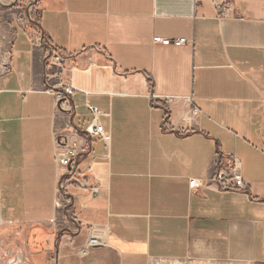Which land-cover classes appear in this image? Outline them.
<instances>
[{"label": "crops", "instance_id": "obj_1", "mask_svg": "<svg viewBox=\"0 0 264 264\" xmlns=\"http://www.w3.org/2000/svg\"><path fill=\"white\" fill-rule=\"evenodd\" d=\"M233 2L223 15L212 0H33L26 28L12 21V70L0 79V242L9 264L264 261V0ZM38 38L71 56V121H55L45 90L55 68ZM153 93L193 94L198 126L178 130L179 104L167 128ZM87 103L102 111L111 142L105 158L104 141L91 138L102 191L83 194L78 212L83 224L108 227L110 246L83 259L87 233L81 239L72 221H57L53 130L69 122L82 130L92 119ZM217 151L238 155L246 191L210 181ZM190 179L201 186L191 190ZM29 234L43 247L26 252Z\"/></svg>", "mask_w": 264, "mask_h": 264}, {"label": "built area", "instance_id": "obj_2", "mask_svg": "<svg viewBox=\"0 0 264 264\" xmlns=\"http://www.w3.org/2000/svg\"><path fill=\"white\" fill-rule=\"evenodd\" d=\"M218 9H222V14L225 15L233 8V0H212ZM3 6L4 4L0 2ZM33 3L30 2L28 9L30 15L25 13L22 15L15 13L18 16L13 17L14 21L17 19L25 29L28 23L34 19L31 7ZM12 8V7H11ZM154 43H162L163 45L183 46L187 43L193 42L187 38H166L156 36L153 39ZM39 44H45V63L50 68H55L54 71L45 75L46 92L52 94L56 103L57 113L55 114V121L63 119L64 121H71V117L75 116L77 107L72 103V96L78 90L72 80L71 72L73 67L69 66L71 56L52 45L44 38H38ZM45 42V43H44ZM11 43V42H10ZM91 64L95 62L92 57L88 59ZM12 70L11 63V46L9 45L0 56V79L9 74ZM68 70L70 76L67 81L52 82L55 77H59ZM151 99L155 101L160 98L165 107L164 125L170 128L171 118L177 112L175 106L181 105L182 108V123L178 130L181 132L193 131L198 126V119L203 114L201 109L196 106L193 94L180 95H164L157 97L154 93L150 95ZM88 111L92 115V119L86 122L82 130H78L74 125L69 124L63 128L56 127L53 130L54 139V155L56 166L58 170V178L56 185L55 207L57 213V221L63 222L65 220L72 221L75 225L73 230L75 235L82 232L87 233V237L82 246L77 250V255L80 258H87L91 256L96 247H109L108 242V227L85 225L82 222L81 213L78 212V205L83 194H87L91 199H96L100 196L102 185L99 179L95 176L93 171V164L95 162V155L93 153V146L91 144L92 137H100L105 143V158H109V146L111 142V134L105 129L100 122L102 111L95 105L86 104ZM176 111V112H175ZM180 111V112H181ZM179 113V111H178ZM264 152V151H263ZM84 164V169L80 170V164ZM210 181L216 183L223 191H246V186L249 184L243 176V166L240 158L235 152L217 151L212 161ZM201 184L197 179L189 180V188L195 189ZM79 190L74 193L73 190ZM62 219V220H60ZM153 264H264L262 262H248L240 263L231 260H205L195 258L173 259V258H159Z\"/></svg>", "mask_w": 264, "mask_h": 264}, {"label": "rangeland", "instance_id": "obj_3", "mask_svg": "<svg viewBox=\"0 0 264 264\" xmlns=\"http://www.w3.org/2000/svg\"><path fill=\"white\" fill-rule=\"evenodd\" d=\"M4 4H9V3H14L16 0H0V2ZM33 2V0H17L16 4L10 8L9 6H3L0 4V56L2 55V52L4 49H6L11 42V38L13 35V26H12V21H14L13 17L15 13H21L23 14L29 6V3ZM62 220V219H60ZM30 235V234H29ZM85 233H81V239L84 237ZM29 237V236H28ZM32 235H30V238L27 240L25 239L24 241V250L26 252L32 251L31 249L34 247H43V244H40V242H36L31 240ZM79 242V241H77ZM5 245H2L0 242V264H9L10 261L9 259V253L7 252V247ZM26 263V260H25Z\"/></svg>", "mask_w": 264, "mask_h": 264}, {"label": "water", "instance_id": "obj_4", "mask_svg": "<svg viewBox=\"0 0 264 264\" xmlns=\"http://www.w3.org/2000/svg\"><path fill=\"white\" fill-rule=\"evenodd\" d=\"M16 2H17V0H16L14 3L9 4V5H7V6H9V7H13V6L16 4ZM26 14H27V16L30 15V13H29V9L26 10Z\"/></svg>", "mask_w": 264, "mask_h": 264}]
</instances>
